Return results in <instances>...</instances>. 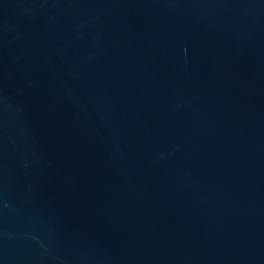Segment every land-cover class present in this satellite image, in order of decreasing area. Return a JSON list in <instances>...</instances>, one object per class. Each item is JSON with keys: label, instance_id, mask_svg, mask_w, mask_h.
I'll return each mask as SVG.
<instances>
[{"label": "water", "instance_id": "95a60500", "mask_svg": "<svg viewBox=\"0 0 264 264\" xmlns=\"http://www.w3.org/2000/svg\"><path fill=\"white\" fill-rule=\"evenodd\" d=\"M0 264H264V0H0Z\"/></svg>", "mask_w": 264, "mask_h": 264}]
</instances>
